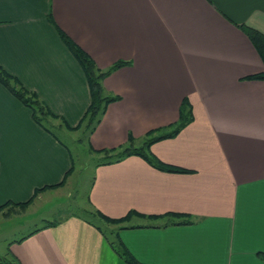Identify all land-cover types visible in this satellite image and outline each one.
Masks as SVG:
<instances>
[{
	"label": "crops",
	"instance_id": "crops-1",
	"mask_svg": "<svg viewBox=\"0 0 264 264\" xmlns=\"http://www.w3.org/2000/svg\"><path fill=\"white\" fill-rule=\"evenodd\" d=\"M242 24L264 33V0H0V66L56 115L39 124L0 82V207L37 193L0 215L48 200L74 169L50 124L77 132L91 95L61 31L100 69L131 61L104 79L121 98L90 133L93 153L130 135L142 145L178 121L185 98L193 107L190 124L150 148L186 172L136 154L96 163L90 209L128 217L118 236L145 264H264V80L247 79L264 63ZM57 221L8 241L0 260L10 251L22 264H127L82 215Z\"/></svg>",
	"mask_w": 264,
	"mask_h": 264
},
{
	"label": "trees",
	"instance_id": "trees-1",
	"mask_svg": "<svg viewBox=\"0 0 264 264\" xmlns=\"http://www.w3.org/2000/svg\"><path fill=\"white\" fill-rule=\"evenodd\" d=\"M240 28L247 34L253 45L255 46L258 54L260 55L263 63H264V33L253 28L251 26L242 24ZM60 31V30H59ZM60 35L67 45V47L71 50L74 56L81 63L83 70L85 72L91 95L90 105L85 112L83 118L80 121L78 127L83 125L85 122L87 123V127L90 128V133H92L96 126L100 123L104 113L107 110V107L110 103L119 100L121 97L119 95H114L109 93L104 86V79L109 76L114 71L128 66L131 64V61L120 60L114 63L107 69H100L96 62L75 42H73L66 34L60 31ZM247 79L252 80H264V70L260 73L248 76ZM0 82L6 86L17 98H19L23 103L29 106L33 110L34 119L39 123L44 125L45 120L48 117H55L56 115L49 109L47 104L43 102L38 95L29 90L27 87L23 85V83L19 80L17 76L8 72L3 66H0ZM194 119L193 115V107L188 99H184L181 107H180V115L178 121L169 124L167 126L159 127L153 130H150L146 134V138L142 145L135 146L134 145V137L130 135L128 144L124 146H120L118 148L111 149H102L97 150L98 153L102 154V157L97 162V165L102 164H112L123 160L125 157L136 154L143 157L146 161H148L153 166L157 167L160 170L168 171V172H186V169L179 168L173 165H169L167 163L161 162L155 155L150 151L151 145L157 141L172 138L177 136L183 128H185L188 124H190ZM48 128V127H47ZM50 129V128H49ZM64 184V181L59 184ZM57 185L49 186L54 187ZM37 193L35 194V196ZM28 202L24 203H10L7 202L3 206L0 207V210L4 209L6 206L12 205V207H19L20 209H25L34 199V197ZM91 216L102 220L107 224H121L128 220V217L124 218H110L105 216L102 212L98 210H92ZM132 214V213H130ZM129 214V215H130ZM84 217V216H83ZM86 221L93 224L97 227L105 236L109 244L112 246L114 251L127 263V264H145L139 261L133 253L126 247V245L119 238V230L115 233L113 232L114 237L110 238L109 235L102 229V227L96 223L91 217H84ZM59 222L57 220H46L41 227L36 228L29 234L35 233L41 229L49 228L56 226ZM186 223H190L188 220ZM121 227H119L120 229ZM264 257V255H263ZM0 264H22L21 261L13 255L10 251L7 253V257H3L0 260Z\"/></svg>",
	"mask_w": 264,
	"mask_h": 264
},
{
	"label": "rangeland",
	"instance_id": "rangeland-1",
	"mask_svg": "<svg viewBox=\"0 0 264 264\" xmlns=\"http://www.w3.org/2000/svg\"><path fill=\"white\" fill-rule=\"evenodd\" d=\"M45 123H47L45 121ZM48 125V123L46 124ZM52 131L69 147L73 155L74 169L63 189L50 193L48 200L35 205L29 210L19 211L0 215V247L12 239H20L36 228L42 226L46 220H61L68 214H80L84 217H91L89 206V193L95 176V166L102 155L91 151L88 143L90 128L85 122L83 127L70 136L60 128H53ZM140 146V144H138ZM102 229L113 238V232L119 230V225L107 224L95 218ZM115 232V233H116Z\"/></svg>",
	"mask_w": 264,
	"mask_h": 264
}]
</instances>
